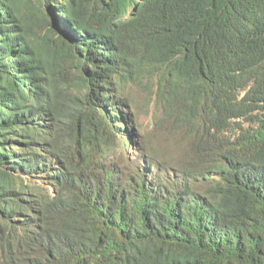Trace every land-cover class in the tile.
<instances>
[{"label": "trees", "instance_id": "16d2710c", "mask_svg": "<svg viewBox=\"0 0 264 264\" xmlns=\"http://www.w3.org/2000/svg\"><path fill=\"white\" fill-rule=\"evenodd\" d=\"M0 264H264V0H0Z\"/></svg>", "mask_w": 264, "mask_h": 264}, {"label": "rangeland", "instance_id": "374dc122", "mask_svg": "<svg viewBox=\"0 0 264 264\" xmlns=\"http://www.w3.org/2000/svg\"><path fill=\"white\" fill-rule=\"evenodd\" d=\"M127 91L133 103V111L142 129L150 130L153 125V99L151 95L138 87H128Z\"/></svg>", "mask_w": 264, "mask_h": 264}]
</instances>
